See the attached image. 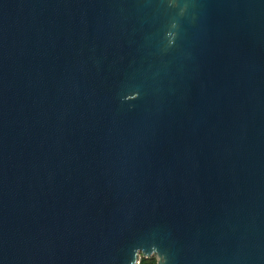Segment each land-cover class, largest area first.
<instances>
[{
	"label": "water",
	"instance_id": "1",
	"mask_svg": "<svg viewBox=\"0 0 264 264\" xmlns=\"http://www.w3.org/2000/svg\"><path fill=\"white\" fill-rule=\"evenodd\" d=\"M140 255L264 264V0H0V264Z\"/></svg>",
	"mask_w": 264,
	"mask_h": 264
},
{
	"label": "trees",
	"instance_id": "2",
	"mask_svg": "<svg viewBox=\"0 0 264 264\" xmlns=\"http://www.w3.org/2000/svg\"><path fill=\"white\" fill-rule=\"evenodd\" d=\"M138 264H157V258L155 255H151L148 257L140 255Z\"/></svg>",
	"mask_w": 264,
	"mask_h": 264
},
{
	"label": "clouds",
	"instance_id": "3",
	"mask_svg": "<svg viewBox=\"0 0 264 264\" xmlns=\"http://www.w3.org/2000/svg\"><path fill=\"white\" fill-rule=\"evenodd\" d=\"M158 261V260H157ZM133 264H134V261H133ZM158 264H159V261H158Z\"/></svg>",
	"mask_w": 264,
	"mask_h": 264
}]
</instances>
